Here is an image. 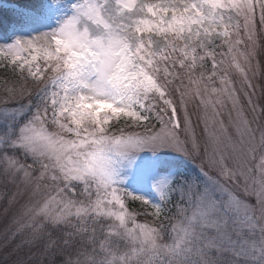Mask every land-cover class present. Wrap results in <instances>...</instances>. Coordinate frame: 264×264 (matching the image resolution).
<instances>
[{
    "label": "snow or ice",
    "instance_id": "6c2138e0",
    "mask_svg": "<svg viewBox=\"0 0 264 264\" xmlns=\"http://www.w3.org/2000/svg\"><path fill=\"white\" fill-rule=\"evenodd\" d=\"M262 30L264 0H0V264H264Z\"/></svg>",
    "mask_w": 264,
    "mask_h": 264
},
{
    "label": "rangeland",
    "instance_id": "374dc122",
    "mask_svg": "<svg viewBox=\"0 0 264 264\" xmlns=\"http://www.w3.org/2000/svg\"><path fill=\"white\" fill-rule=\"evenodd\" d=\"M259 39L257 38V44H258V47H259ZM258 47H257V50H258ZM242 50V49H241ZM230 57H226L225 58V66L227 67L229 61H230ZM237 62L240 63L241 67H245V64H244V61H243V57H240L238 56L237 57ZM261 66H260V63H259V58L258 56L256 55V57L252 60V66L251 67H247V71H248V74H249V77L251 78L252 80V83L254 85H256V95L259 96L261 94V85L264 84V80L261 81V74L264 75V69H261ZM230 79L234 80L235 83H236V87L238 89H240L241 91H243V88H242V85L240 83V73L239 71L235 68V66H233L231 69H230ZM4 80V79H3ZM218 86V85H217ZM193 89L196 87L195 85H192L191 86ZM206 102L208 104V108H207V114H208V117H209V133H208V136L207 137H204L205 139H208V138H211V137H217V138H223V136L225 135V133H222L220 131L221 128L229 125V116H228V112H229V107H223L220 109L221 113H222V117H216V120H219V119H223L224 121V124L223 125H216L215 128H213V121H212V104L220 99L219 97H217L215 95V93H211L209 91V93H206ZM196 103L197 102H190L188 107H189V111L192 113V119L194 121L197 120V114H200L201 116L204 115V109L203 108H197L196 107ZM233 117L236 116V113L233 112L232 113ZM203 127L204 125L201 124L199 127H197L196 129V132L198 135H200L202 133V130H203ZM228 132L232 133L233 135L235 134V130L231 127L228 128ZM201 144L203 145V139L201 140Z\"/></svg>",
    "mask_w": 264,
    "mask_h": 264
},
{
    "label": "trees",
    "instance_id": "16d2710c",
    "mask_svg": "<svg viewBox=\"0 0 264 264\" xmlns=\"http://www.w3.org/2000/svg\"><path fill=\"white\" fill-rule=\"evenodd\" d=\"M262 31H264V30H262ZM258 39H259L258 40L259 41V47L257 50V56L259 58V63H260L261 69H264V37L258 36ZM5 78L6 77H5L4 73L2 71H0V81H2ZM263 80H264V75L261 74V81H263ZM2 193H3V189L0 188V194H2Z\"/></svg>",
    "mask_w": 264,
    "mask_h": 264
}]
</instances>
